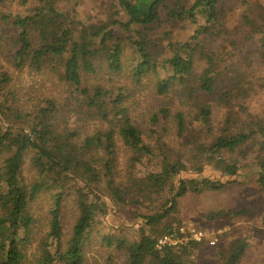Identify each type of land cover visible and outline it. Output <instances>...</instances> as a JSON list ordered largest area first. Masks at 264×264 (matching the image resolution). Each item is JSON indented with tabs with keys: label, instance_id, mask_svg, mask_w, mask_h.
<instances>
[{
	"label": "trees",
	"instance_id": "16d2710c",
	"mask_svg": "<svg viewBox=\"0 0 264 264\" xmlns=\"http://www.w3.org/2000/svg\"><path fill=\"white\" fill-rule=\"evenodd\" d=\"M71 1L0 10V264H189L193 250L241 264L245 239L156 248L182 200L242 184L227 154L251 143L264 151V121L244 122L239 103L252 84L227 48H208L232 0H108L89 23ZM24 73L34 79L25 87ZM148 90L156 109L140 119L130 94ZM250 167L264 188V156Z\"/></svg>",
	"mask_w": 264,
	"mask_h": 264
},
{
	"label": "rangeland",
	"instance_id": "374dc122",
	"mask_svg": "<svg viewBox=\"0 0 264 264\" xmlns=\"http://www.w3.org/2000/svg\"><path fill=\"white\" fill-rule=\"evenodd\" d=\"M108 0H72L70 7L76 8L79 20L89 23L101 18L107 7ZM0 10L6 15L25 14L26 9L20 5L19 0H8L0 6ZM229 14L226 19V29L223 36L214 43L208 45L211 50L223 53L224 48L227 53L231 52V69L238 76L247 78L252 84L253 91L250 96L241 99L239 102L245 110L242 113L244 122H249L248 116L255 121H264V0H232L226 4ZM248 16L260 26V31H255L246 26L244 17ZM1 24V22H0ZM162 32V30H161ZM157 32V36L161 33ZM187 32L176 30L175 37L182 36L185 40ZM174 37V38H175ZM235 40L230 45L231 40ZM229 56V55H228ZM228 65V64H227ZM19 86L31 85L33 78H28L27 73L22 76L16 75ZM148 91H141L134 95L130 94L129 104L136 117L146 119L148 114L156 109V96ZM218 119L224 121L225 110L221 109ZM173 138L167 142L174 145ZM258 156H264L258 144L251 143L237 150L234 154H227L226 159L236 160L243 170L242 184L232 186L228 190L219 193L206 194L201 197H189L180 202L177 211L169 219L173 227L182 225H193L206 232L209 239L205 242L215 240L216 246L230 244L237 239H245L249 244L247 255L241 264H264V188L256 183L257 174L250 164ZM47 208L46 200H40L36 205V213L41 216ZM246 212L232 219L221 218L209 220L210 212L217 211ZM108 224L117 226L123 223V218L110 219ZM181 225H178L177 222ZM218 258L214 255H200L197 250H193L189 264H217Z\"/></svg>",
	"mask_w": 264,
	"mask_h": 264
},
{
	"label": "built area",
	"instance_id": "2783aa9c",
	"mask_svg": "<svg viewBox=\"0 0 264 264\" xmlns=\"http://www.w3.org/2000/svg\"><path fill=\"white\" fill-rule=\"evenodd\" d=\"M209 239L205 231L198 229L193 225H182L176 227L172 232L161 237L156 245L158 250L166 247L183 248L190 243H203ZM212 246L216 245V241H210Z\"/></svg>",
	"mask_w": 264,
	"mask_h": 264
}]
</instances>
